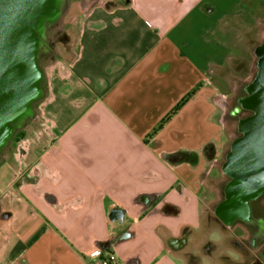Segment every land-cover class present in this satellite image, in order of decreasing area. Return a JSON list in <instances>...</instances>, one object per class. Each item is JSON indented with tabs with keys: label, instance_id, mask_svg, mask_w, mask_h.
<instances>
[{
	"label": "crops",
	"instance_id": "obj_1",
	"mask_svg": "<svg viewBox=\"0 0 264 264\" xmlns=\"http://www.w3.org/2000/svg\"><path fill=\"white\" fill-rule=\"evenodd\" d=\"M69 11L42 70L38 126L0 157V264H97L108 252L188 264L236 136L213 76L253 62L264 0H73Z\"/></svg>",
	"mask_w": 264,
	"mask_h": 264
},
{
	"label": "water",
	"instance_id": "obj_2",
	"mask_svg": "<svg viewBox=\"0 0 264 264\" xmlns=\"http://www.w3.org/2000/svg\"><path fill=\"white\" fill-rule=\"evenodd\" d=\"M62 1L0 0V148L12 133L10 123L29 114L31 103L42 95L40 37L59 18ZM253 94L256 115L242 123L247 131L232 143L227 156V173L239 179L230 195L239 210L245 207L244 194L256 190L249 176L264 172V64ZM171 241L174 248L184 243V239Z\"/></svg>",
	"mask_w": 264,
	"mask_h": 264
},
{
	"label": "flooded vegetation",
	"instance_id": "obj_3",
	"mask_svg": "<svg viewBox=\"0 0 264 264\" xmlns=\"http://www.w3.org/2000/svg\"><path fill=\"white\" fill-rule=\"evenodd\" d=\"M49 46L44 33L40 37L37 54L38 64L40 58L48 53ZM253 56L254 59L252 63L254 71L251 80L249 83L238 87L239 94L237 95L235 104L229 110V115L232 117L234 116L236 120V136L232 143L235 140L241 139L246 133L247 130L242 127V123L247 118L256 115L251 101L254 98L253 90L257 84L261 67L264 64V40L254 48ZM246 100L249 101L248 105L246 104ZM33 103L34 102L31 103V107ZM31 115L32 112L10 123L12 126V133L0 148V157L3 155L1 152L6 150L7 146L10 144L15 129H21L25 121H27ZM231 145L225 152L223 162L220 165L225 176L220 186V197L218 200L211 203V207L206 212V221L207 223H215L222 232L228 233L231 237V244L236 249L235 256L237 259L227 255H221V259L225 261L226 264H264V172L256 176H249V181L256 185V190L253 191V194H244L245 207L243 210H239L234 206V203H232L233 199L230 196L232 192L229 190L233 185L235 186V184L238 183L239 179L226 171L227 156L231 152ZM242 232L246 233L247 236L240 237L239 235ZM207 246L206 249H209V242H207ZM206 253L208 254L209 250H207Z\"/></svg>",
	"mask_w": 264,
	"mask_h": 264
},
{
	"label": "rangeland",
	"instance_id": "obj_4",
	"mask_svg": "<svg viewBox=\"0 0 264 264\" xmlns=\"http://www.w3.org/2000/svg\"><path fill=\"white\" fill-rule=\"evenodd\" d=\"M72 1L73 0H63L60 6L59 18L53 24L51 23V25L47 26L45 32V38L50 46L48 53L40 58L39 64L42 70L50 60H53L55 58L56 48L61 46L62 37L64 35L65 29L72 30V27L70 28L69 24L64 22V17L68 13H71L69 10L71 8ZM226 36L227 35H225V40H226ZM223 51L230 52L235 56L238 54H243L241 53L240 47H234L228 43L225 44ZM236 61L237 60H235V62L232 63L231 65L226 66L222 74L219 73L213 76V78H215L217 82H219L220 88L223 91L228 92L229 94L228 103L225 110V125H226V130L231 134L234 133L235 131L236 120L234 116L232 117L229 115V110L235 104L237 95L239 94L238 93L239 89H234V88H236V85H238L239 83L240 84L243 82L244 84L249 83L254 71L253 63H252V55L244 54L241 57L240 61L237 62ZM43 88H44V80H42V95L32 104L31 107L32 115L28 119L30 121L28 120L25 121V124L22 126L21 129L20 128L15 129L11 137V141H14L16 139L18 140L20 137H22L24 133V129L27 128L32 122L34 125L38 126L36 120L39 112V108H38L39 101L45 93ZM5 152L6 150H3L1 153L4 154ZM0 168L6 170L7 166L1 165ZM231 188L229 190H232ZM231 192L235 194V191L233 192L232 190ZM230 238L231 237L229 236V234L222 232L219 229L218 225H216L215 223L213 222L207 223L206 214H203L201 234H197V236L191 243L193 253H190L185 256V258L188 261V264H226V262L221 259V255H227L230 257H234L235 259L236 249L231 244ZM207 242H209V246H210L209 249H206V247H208ZM207 250H209L208 254L206 253Z\"/></svg>",
	"mask_w": 264,
	"mask_h": 264
},
{
	"label": "trees",
	"instance_id": "obj_5",
	"mask_svg": "<svg viewBox=\"0 0 264 264\" xmlns=\"http://www.w3.org/2000/svg\"><path fill=\"white\" fill-rule=\"evenodd\" d=\"M194 91L190 92L189 94H187L170 112L169 114L160 122V124L153 130V133L156 132L158 129H160L163 124L168 120L170 119L180 108L181 106L191 97V95L193 94ZM204 151H205V154L208 156V157H211L214 153V150H213V146L211 144H208L205 146L204 148ZM178 157H181V155H178ZM174 213L177 212L176 209H174L173 211Z\"/></svg>",
	"mask_w": 264,
	"mask_h": 264
},
{
	"label": "built area",
	"instance_id": "obj_6",
	"mask_svg": "<svg viewBox=\"0 0 264 264\" xmlns=\"http://www.w3.org/2000/svg\"><path fill=\"white\" fill-rule=\"evenodd\" d=\"M97 264H116V255L113 252H108L105 257L98 260Z\"/></svg>",
	"mask_w": 264,
	"mask_h": 264
}]
</instances>
